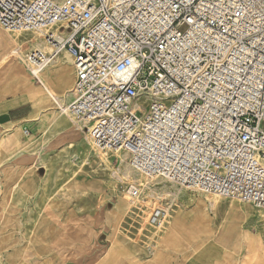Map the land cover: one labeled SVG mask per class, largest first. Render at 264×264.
<instances>
[{"label":"built area","instance_id":"2783aa9c","mask_svg":"<svg viewBox=\"0 0 264 264\" xmlns=\"http://www.w3.org/2000/svg\"><path fill=\"white\" fill-rule=\"evenodd\" d=\"M0 27L52 48L24 56L38 82L73 57L69 111L98 149L146 179L264 208V0H0ZM168 218L156 206L148 224Z\"/></svg>","mask_w":264,"mask_h":264},{"label":"rangeland","instance_id":"374dc122","mask_svg":"<svg viewBox=\"0 0 264 264\" xmlns=\"http://www.w3.org/2000/svg\"><path fill=\"white\" fill-rule=\"evenodd\" d=\"M36 35L0 29V58L14 39L28 53L42 44ZM63 54L44 73L60 70L53 87L69 105L75 67L73 60L65 63ZM19 95L26 96L25 109L33 114L20 127L0 126V264H264V208L146 179L131 170L128 156L121 163L108 154L110 163L99 164L100 152L91 149L87 132L69 110L63 112L46 92ZM16 96L6 88L0 104ZM64 118L70 120L69 128L59 126ZM85 141L92 155L89 164ZM25 170L31 172L22 190L18 180ZM134 183L146 188L139 201L129 195ZM212 197L220 199L217 208L209 203ZM119 206L121 212H116ZM156 206L169 209L161 228L148 224ZM174 213L193 218L198 232L177 228L166 237ZM74 214H88L80 228L74 227Z\"/></svg>","mask_w":264,"mask_h":264},{"label":"bare ground","instance_id":"6f19581e","mask_svg":"<svg viewBox=\"0 0 264 264\" xmlns=\"http://www.w3.org/2000/svg\"><path fill=\"white\" fill-rule=\"evenodd\" d=\"M0 29L3 30L1 27H0ZM12 35L13 36H17V34H12ZM36 36L37 37L39 36L38 39L42 41L41 42L42 44H38V45H36V47H33V48L34 49H40V50H43L45 52H48V51L51 52L52 48L44 43L42 35L38 34ZM1 41L2 40L0 39V44H1ZM9 46H12V49L10 51H8L3 57L0 58V99L3 98L4 90H6V88H9V87H10V90H11L12 94L27 93L29 95H37L40 92H46L50 96V98L62 109L63 112L66 111V109L69 110V105H67V102L65 100L61 101L62 98L56 93V91H55V89L53 87V83L48 79V76L45 75V73H44L45 70L42 73H39V75H38L39 79H40V82H36L35 83L34 82L35 80L33 81L31 79L33 77L27 71V69L25 67V64H24V60H23L24 56H25L24 44H22L17 39L16 40L14 39V40L11 41ZM14 52H18L20 54V57L13 56ZM63 52H64L63 59H64L65 63L71 62L73 60V57L67 51H63ZM57 60L55 61L54 59H52L50 63L56 64ZM57 119H58V117H57ZM57 119H55V120H57ZM59 126H64L66 128H69L70 127V120L68 118H64L63 120H60ZM25 134L27 136H29V134H27L26 132H25ZM90 142H91V145H92L91 149L94 152H100L96 156L97 160H99L98 161L99 164H104V163L109 164L110 161L107 158V156L110 153L98 149L96 147V145L93 143V141L91 140V138L89 137V143ZM84 147H85V150H86L87 155H88V156H86L85 162H87L89 164L90 161H92V155H91V152H90L91 150L88 147V144H87L86 141H85V146ZM102 153H104V154H102ZM114 154H115V156H117V158L120 160L121 163L124 162V160H125V158L127 156V154L124 153V152H117V153H114ZM30 172L31 171H28V170L23 171L21 177L18 180V187L20 186L22 188V190L25 188L24 185H25L26 176ZM23 182H24V184L22 185ZM177 197L178 196H174L173 197V199H172L173 203H175ZM219 197H212L211 199H209V203H210L212 208H217L218 207V205L220 203ZM234 202H241V201H238L236 199H232L231 203L233 204ZM116 212H121V206L116 208ZM86 216H88V214H81V215L80 214H74L72 216V219L76 222L74 227L75 228H80L79 222L83 218H85ZM177 228H179V229H181L182 231H185V232H191V231H192V233L198 232L197 224L194 222L193 218L184 216V215H182L180 213H174V214H172L170 216V220L168 222L169 231L167 232V234L165 236L167 237L168 234H171L174 230H177ZM158 241H156L155 244H157ZM216 244H218V242ZM159 251H158V253H159ZM154 252L157 255V250L154 251ZM164 253H165V251H164Z\"/></svg>","mask_w":264,"mask_h":264},{"label":"crops","instance_id":"0c3cea01","mask_svg":"<svg viewBox=\"0 0 264 264\" xmlns=\"http://www.w3.org/2000/svg\"><path fill=\"white\" fill-rule=\"evenodd\" d=\"M59 73L60 70L56 69L52 75L50 76L48 75V79L52 82L53 77H56ZM34 80L35 82H38L36 79ZM71 101H72V94L70 98V102ZM28 106H29L28 99L25 96H21L19 94H17L16 98L12 99L8 104H0V126H8L15 124L16 126L20 127L22 124H24V121H26L27 118L32 116V113L25 109ZM27 130L29 131V135H30V130L29 129ZM17 133L20 134V131L18 130ZM15 140L21 142V137L19 136V139L16 138ZM11 149H13V147ZM66 235L71 240L70 236L68 234ZM72 240H71L72 242L71 245H76L77 242ZM48 264H51V261Z\"/></svg>","mask_w":264,"mask_h":264}]
</instances>
